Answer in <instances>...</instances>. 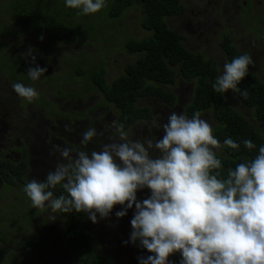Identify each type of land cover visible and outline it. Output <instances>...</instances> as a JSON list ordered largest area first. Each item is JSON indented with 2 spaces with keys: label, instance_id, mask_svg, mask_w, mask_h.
I'll return each mask as SVG.
<instances>
[{
  "label": "rangeland",
  "instance_id": "374dc122",
  "mask_svg": "<svg viewBox=\"0 0 264 264\" xmlns=\"http://www.w3.org/2000/svg\"><path fill=\"white\" fill-rule=\"evenodd\" d=\"M182 3L185 13L166 18V23L183 35L186 48L216 62L227 101L252 118L250 110L243 108L231 93L229 67L219 43L224 36H230L233 44L252 59V70L261 75L262 17L257 18V11H227L215 20L208 16L209 12L214 15L215 9L207 0ZM226 4L221 0L218 6ZM140 18L136 8L127 10L121 19L103 27L106 36L97 41L71 32L57 47L50 44L55 37L46 30L20 29L1 36L0 42L7 43L6 50L21 55L30 65H43L44 70L13 65L11 73L0 71V159L14 162L26 154L27 183L46 186L53 179L76 189V198L85 210V231L89 239L94 237V249L90 255L79 257V252L67 246L63 238L67 220L54 201L43 199L33 206L40 212L34 220L21 219L19 215L14 228L4 229L12 218L16 220L20 202L28 204V199L23 185L9 189L0 179V221L6 220L0 228V264H30V252L41 264H85L95 254L113 264H198L196 255L174 263L144 240L141 226L149 213L142 199L159 207L170 226L179 216H197L207 210H220L233 219L242 214L208 197H185L168 178V164L177 148L194 145L201 167L205 158L222 151L209 138V130L216 125L210 112H202L194 120L182 116V106L191 98V84L177 78L168 87L177 98L173 106L156 98L139 100L138 106H147L152 118L122 131L117 126L116 108L96 89H90V83L77 73L79 65L103 67L107 82L122 74L125 65L136 57L125 52L122 42L148 35L139 24ZM81 22L79 18L66 24L75 26ZM44 44H50V51L42 47ZM2 60L8 58L3 56ZM24 76L28 79L24 80ZM7 137L10 141L5 140ZM71 166L77 167L83 178L78 188ZM33 234L46 238L23 253L19 247Z\"/></svg>",
  "mask_w": 264,
  "mask_h": 264
},
{
  "label": "trees",
  "instance_id": "16d2710c",
  "mask_svg": "<svg viewBox=\"0 0 264 264\" xmlns=\"http://www.w3.org/2000/svg\"><path fill=\"white\" fill-rule=\"evenodd\" d=\"M133 8L141 14V28L148 32L140 39L122 42L125 52L135 55V60L128 62L123 73L110 82L104 78L103 67L91 69L79 65L77 73L90 83V89H96L116 108L117 126L122 131L152 118L147 106H138L139 100L156 98L173 106L177 98L168 87L177 78L191 84V98L182 106V116L194 120L202 112H210L216 125L209 130V138L222 151L205 158L201 167L194 145L179 147L168 164V178L185 197H208L228 210L243 211L239 218L233 219L220 210H207L197 216H179L170 226L163 220L159 207L144 198L142 204L149 213L141 226L144 240L157 246L174 263L196 255L198 264H264V61L259 75L252 70L250 56L240 51L230 36L220 40L229 67L231 93L243 108L250 110L252 118H248L224 96L216 62L186 48L183 35L166 23V18L184 13L181 0H4L0 7V34L11 35L32 28L46 30L55 37L50 44L56 47L71 32L75 36L81 33L93 42L106 36L102 29L111 20L121 19L124 12ZM79 18L82 22L75 26L66 24ZM50 44L42 47L50 51ZM5 46L7 43L3 42ZM3 56L8 61H3ZM20 56L3 51L0 64L15 63L17 67L22 65L37 72L44 70L43 65L35 67ZM27 162L26 154L14 162L0 159V179L4 186L10 189L23 185L27 199L33 203L20 202L16 220L11 217L12 222L6 223L9 226L5 225L4 229L14 228L19 215L21 219H33L37 212L33 206L38 204L41 194L49 191L67 220L63 232L67 246L79 252V257L90 255L94 241L87 236L82 208L70 188L55 182L46 188L27 183ZM71 168L76 174V167ZM4 222V219L0 221V228ZM19 227L22 229L20 224ZM45 238L33 234L21 247L31 248ZM91 258L85 264H113L97 254Z\"/></svg>",
  "mask_w": 264,
  "mask_h": 264
},
{
  "label": "flooded vegetation",
  "instance_id": "af4514ba",
  "mask_svg": "<svg viewBox=\"0 0 264 264\" xmlns=\"http://www.w3.org/2000/svg\"><path fill=\"white\" fill-rule=\"evenodd\" d=\"M227 1V4L225 5V6H223V7H220V6H218V4L221 2V0H207V4L209 5V6H212L214 9H215V11H212V13L214 14V15H216L215 17H214V15H210L211 14V12H209V14H208V16L209 17H211V18H213V19H218V17L221 15V14H224L225 15V13L227 12V11H230V13L229 14H231V13H235V11L236 12H241V13H239V14H247L248 12H250V11H257L259 14L257 15V18L258 19H260L259 17H262L260 20V22L263 24V28H264V0H226ZM3 2H4V0H0V7L2 6V4H3ZM181 2H182V0H181ZM207 9V8H206ZM205 9V10H206ZM0 11H1V9H0ZM184 13H185V11H184ZM183 13V14H184ZM182 14V15H183ZM182 15H180V16H182ZM172 17H179V16H172ZM1 22H2V14H1V12H0V24H1ZM0 35H3V34H0ZM232 40V39H231ZM6 47V46H5ZM5 47H3V42H0V55H1V53H3V51L5 52V53H13V54H15V55H18L17 53H14V52H12V51H8V50H6L5 49ZM19 56V55H18ZM17 57V56H16ZM13 62V61H12ZM14 63V62H13ZM15 64V63H14ZM14 64H10L9 66H6V65H1L0 64V71H8V72H10L11 73V69H12V66L14 65ZM17 67V66H16ZM18 68V67H17ZM10 138L9 137H7V139H5V140H9ZM10 141V140H9ZM71 170H72V168H71ZM27 174H28V172L26 173V176H25V179L27 178ZM75 175V178H76V182H75V184H76V186H77V188L81 185V183L79 182V181H83V178H82V176H81V174H80V172H79V174H78V170H77V167H76V174H74ZM2 180V179H1ZM49 183L48 184H50V183H60L61 184V186H63V185H65V186H67L66 184H64L63 182H57V181H54L53 179H51V180H49L48 181ZM33 183V182H32ZM32 183H29V184H32ZM2 184H4V183H2ZM33 185V184H32ZM47 186H49V185H46V186H43L44 188H46ZM67 187H69V186H67ZM70 188V187H69ZM70 191H71V194L73 195V197L75 198V200H76V202L79 204V206H81V211H82V215H83V217H84V215H85V210H84V208L82 207V205H81V203L80 202H78V199L76 198V194H77V190L76 189H71L70 188ZM43 199H45V200H47L48 202H50V201H52V203H53V201H54V197H53V195L49 192V191H46L44 194H41L40 195V198H39V202H41ZM39 202H38V204H39ZM42 203V202H41ZM37 204V205H38ZM47 208H51V210H53V211H56L53 207H51V206H49V207H47ZM47 208H45V209H47ZM57 210H60V209H58L57 208ZM36 213H35V215L34 216H36V214H40V212L36 209ZM34 218V217H33ZM32 220H34V219H32ZM85 226V225H84ZM94 237L92 236V239H93ZM24 247V246H23ZM23 247H19V248H21V249H23V253H25L27 250L25 249V247L23 248ZM28 249V248H27ZM30 255H32V252H30L27 256L28 257H30ZM27 256H25L26 258H28ZM40 258H42V256L40 257ZM31 259V261H30V264H41L40 263V261L38 260V258L35 256V254H34V256L32 255V258H30ZM36 262V263H35Z\"/></svg>",
  "mask_w": 264,
  "mask_h": 264
}]
</instances>
